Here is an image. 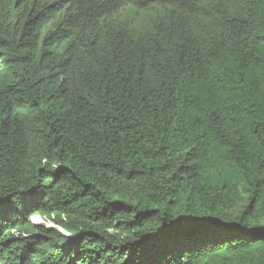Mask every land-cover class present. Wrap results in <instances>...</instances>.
<instances>
[{
  "label": "trees",
  "instance_id": "16d2710c",
  "mask_svg": "<svg viewBox=\"0 0 264 264\" xmlns=\"http://www.w3.org/2000/svg\"><path fill=\"white\" fill-rule=\"evenodd\" d=\"M0 264H264V0H0Z\"/></svg>",
  "mask_w": 264,
  "mask_h": 264
},
{
  "label": "rangeland",
  "instance_id": "374dc122",
  "mask_svg": "<svg viewBox=\"0 0 264 264\" xmlns=\"http://www.w3.org/2000/svg\"><path fill=\"white\" fill-rule=\"evenodd\" d=\"M33 219H31L32 221H31V223L32 224H34V225H39V226H43L42 224H41V222H45V220L43 219V218H40V217H38V216H34V217H32ZM38 218V219H37ZM46 223V222H45ZM44 227V226H43ZM46 228V227H45ZM59 229V228H58Z\"/></svg>",
  "mask_w": 264,
  "mask_h": 264
},
{
  "label": "bare ground",
  "instance_id": "6f19581e",
  "mask_svg": "<svg viewBox=\"0 0 264 264\" xmlns=\"http://www.w3.org/2000/svg\"><path fill=\"white\" fill-rule=\"evenodd\" d=\"M33 219V218H32ZM38 219V218H37ZM41 224L44 226V227H46L47 229L48 228H54V229H56L55 228V226L53 225V224H51V223H49V222H41ZM60 230V229H59ZM61 232H63L62 230H60ZM64 233V232H63Z\"/></svg>",
  "mask_w": 264,
  "mask_h": 264
},
{
  "label": "water",
  "instance_id": "95a60500",
  "mask_svg": "<svg viewBox=\"0 0 264 264\" xmlns=\"http://www.w3.org/2000/svg\"><path fill=\"white\" fill-rule=\"evenodd\" d=\"M55 228H56V229H54V228H49V229H51V230H55V231H57V232L61 233L62 235H64V236H67V233H66L65 231H63L61 228H59V227H56V226H55ZM58 228H59L60 230H62L64 233H63V232H61V231H60Z\"/></svg>",
  "mask_w": 264,
  "mask_h": 264
},
{
  "label": "built area",
  "instance_id": "2783aa9c",
  "mask_svg": "<svg viewBox=\"0 0 264 264\" xmlns=\"http://www.w3.org/2000/svg\"><path fill=\"white\" fill-rule=\"evenodd\" d=\"M32 221V220H31Z\"/></svg>",
  "mask_w": 264,
  "mask_h": 264
}]
</instances>
